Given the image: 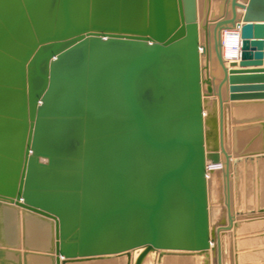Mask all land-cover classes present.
Here are the masks:
<instances>
[{"label": "water", "instance_id": "1", "mask_svg": "<svg viewBox=\"0 0 264 264\" xmlns=\"http://www.w3.org/2000/svg\"><path fill=\"white\" fill-rule=\"evenodd\" d=\"M0 264H264V0H0Z\"/></svg>", "mask_w": 264, "mask_h": 264}, {"label": "bare ground", "instance_id": "2", "mask_svg": "<svg viewBox=\"0 0 264 264\" xmlns=\"http://www.w3.org/2000/svg\"><path fill=\"white\" fill-rule=\"evenodd\" d=\"M240 13L241 10L237 9ZM230 24H226L225 26H229ZM235 23L231 25V27L226 28L221 32V42L218 44L217 50L221 52L222 60L226 61V65L229 61H237L240 57V38H239V30L235 27ZM224 26V27H225ZM217 33L216 37L218 38ZM216 38V39H217ZM213 45V42H212ZM215 59V58H214ZM217 59V58H216ZM214 62V61H213ZM216 67V66H215ZM214 167H222L224 169L223 163Z\"/></svg>", "mask_w": 264, "mask_h": 264}, {"label": "rangeland", "instance_id": "3", "mask_svg": "<svg viewBox=\"0 0 264 264\" xmlns=\"http://www.w3.org/2000/svg\"><path fill=\"white\" fill-rule=\"evenodd\" d=\"M221 32H219L218 34V39L220 40L221 42ZM212 41V40H211ZM212 43V42H211ZM220 44V43H219ZM215 58V59H214ZM211 67H214V69H212V73L214 74V76H216L215 79H217L218 77V71H217V59H216V55H215V52H214V49H213V45L211 46ZM214 61V62H213ZM216 66V67H215ZM227 185L229 186V196H230V199H231V204H232V179H231V170H229V181L228 183L225 182V186H224V193L226 192L227 193ZM231 210H233L232 208V205H231Z\"/></svg>", "mask_w": 264, "mask_h": 264}, {"label": "crops", "instance_id": "4", "mask_svg": "<svg viewBox=\"0 0 264 264\" xmlns=\"http://www.w3.org/2000/svg\"><path fill=\"white\" fill-rule=\"evenodd\" d=\"M232 25V24H231ZM231 25H229V26H225L222 30H224V29H226V28H229V27H231ZM221 30V31H222ZM219 52H220V50H219ZM221 53V52H220ZM222 57V56H221ZM239 60V58L237 59V61ZM223 62L225 63V65H226V61H224L223 60ZM212 69H214V67H212ZM217 71H218V77H217V79H215V81H216V83L217 82H219L220 80H221V78L223 77V73H222V70H221V68H220V66L218 65V62H217ZM215 78H216V76H215Z\"/></svg>", "mask_w": 264, "mask_h": 264}]
</instances>
